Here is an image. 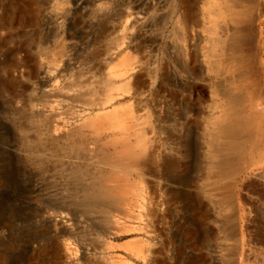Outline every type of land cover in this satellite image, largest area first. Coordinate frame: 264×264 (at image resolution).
Returning a JSON list of instances; mask_svg holds the SVG:
<instances>
[{
	"label": "rangeland",
	"instance_id": "1",
	"mask_svg": "<svg viewBox=\"0 0 264 264\" xmlns=\"http://www.w3.org/2000/svg\"><path fill=\"white\" fill-rule=\"evenodd\" d=\"M214 2L0 0V264H264V156L213 180L209 148L229 76L216 40L249 44L264 112V0L238 26L214 23ZM129 53L135 69L111 79ZM124 107L127 136L86 123ZM127 137L144 170L122 174L143 193L121 205L99 181ZM139 240L153 261L124 248Z\"/></svg>",
	"mask_w": 264,
	"mask_h": 264
},
{
	"label": "bare ground",
	"instance_id": "2",
	"mask_svg": "<svg viewBox=\"0 0 264 264\" xmlns=\"http://www.w3.org/2000/svg\"><path fill=\"white\" fill-rule=\"evenodd\" d=\"M254 2L250 4L249 0H215L214 4L209 6L208 12L211 14L214 23L228 20L231 25L238 26L250 19L252 6L256 3ZM213 30L215 31V29ZM244 32L245 38L246 29L239 30L240 37H243ZM239 33L233 34L237 36ZM248 47L249 44H244L241 40L225 44L223 40L218 39L213 44L212 53L215 55L211 57L213 70L218 74L229 75L227 88L222 94L223 103L220 104L222 116L212 120V130L209 132L213 180H220L225 175L235 174L240 168V163L246 160L242 159L245 154L264 156V112L261 113L255 110L259 95L256 90V82L253 80L255 71L252 68ZM137 60L135 53L123 56L120 62L109 72V77L117 79L130 75L135 69ZM115 87L113 91L127 92L133 89V83L124 82L121 86ZM133 113L129 107H124L115 109L112 112L95 115L89 118L86 123L97 132L115 129L127 136L133 129L130 124V121L134 118ZM141 143V139L133 142L131 137L121 140L115 139L113 141L116 147L115 152L111 155H104L106 156L105 160L113 168L100 177L101 192L112 198L116 204L128 205L131 203L129 198H134V196L139 198L143 193L141 188L143 185L140 186L139 183L131 182L128 174H122L123 170L143 172L144 169L137 161L141 154V148L139 149L137 145H141ZM232 155L234 158H231ZM103 182H109L110 184L104 185ZM146 244L139 240V242L126 243L124 248L128 252L130 251L137 260L147 263L154 251ZM67 251L72 253L73 250L67 247ZM179 259L175 257L177 263Z\"/></svg>",
	"mask_w": 264,
	"mask_h": 264
}]
</instances>
